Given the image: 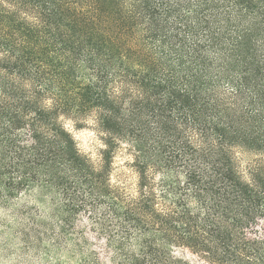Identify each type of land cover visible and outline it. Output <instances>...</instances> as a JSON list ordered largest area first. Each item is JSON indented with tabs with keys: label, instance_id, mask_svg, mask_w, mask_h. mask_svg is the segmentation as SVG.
<instances>
[{
	"label": "trees",
	"instance_id": "1",
	"mask_svg": "<svg viewBox=\"0 0 264 264\" xmlns=\"http://www.w3.org/2000/svg\"><path fill=\"white\" fill-rule=\"evenodd\" d=\"M10 1L0 212L33 191L50 198L32 224L53 248L33 251L104 264L86 222L105 264H190L180 250L264 264V0ZM67 121L98 134V164ZM125 144L135 189L113 181ZM238 148L257 154L246 171Z\"/></svg>",
	"mask_w": 264,
	"mask_h": 264
},
{
	"label": "rangeland",
	"instance_id": "2",
	"mask_svg": "<svg viewBox=\"0 0 264 264\" xmlns=\"http://www.w3.org/2000/svg\"><path fill=\"white\" fill-rule=\"evenodd\" d=\"M0 1L3 2V6L8 11L13 10V4L10 0ZM66 124L74 135L80 151L90 156L98 164L100 151L103 149L98 134L92 129L77 130L70 121H67ZM129 149L131 147L125 144L117 152L114 160L113 181L126 183L130 189H135L138 183V175L132 167L133 159ZM236 154L243 171H246L248 165L257 158L256 153L246 148H238ZM50 203V198L33 191L21 196L14 202L12 207L3 209L0 212V264H62V261L65 264L68 261L67 256H64L61 252H54L47 256L45 251L41 253L33 251V246L38 240L43 242V250L51 249V246L53 248L50 237L45 235L42 229L32 224L34 219L35 224L41 223V225H44L46 223L52 211L49 207ZM20 215L22 218L19 219ZM81 226L84 227V232L92 241L90 248L98 253L99 258L105 264L108 256L103 249V245L95 239L94 232L91 231L86 222H83ZM177 256L190 264H208L201 257L192 254L188 250L177 251Z\"/></svg>",
	"mask_w": 264,
	"mask_h": 264
}]
</instances>
